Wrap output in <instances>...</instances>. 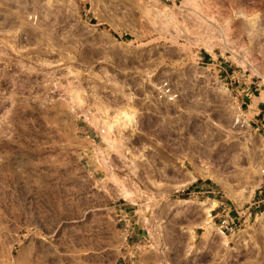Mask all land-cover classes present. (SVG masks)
<instances>
[{"label":"rangeland","instance_id":"1","mask_svg":"<svg viewBox=\"0 0 264 264\" xmlns=\"http://www.w3.org/2000/svg\"><path fill=\"white\" fill-rule=\"evenodd\" d=\"M263 119L264 0H0V264H264Z\"/></svg>","mask_w":264,"mask_h":264},{"label":"built area","instance_id":"2","mask_svg":"<svg viewBox=\"0 0 264 264\" xmlns=\"http://www.w3.org/2000/svg\"><path fill=\"white\" fill-rule=\"evenodd\" d=\"M168 84L163 85L160 89H163L161 91V98L163 99H169L170 101H174L175 99L171 100V98H169L170 95H173V91L169 92V90H171L172 88L168 87ZM164 90H166L167 92L165 93ZM179 97H176V99H178ZM262 128L264 129V119L263 122L261 123ZM100 135H105V129H100ZM183 192L185 191L182 190ZM198 194V193H197ZM216 209H214L212 212H214ZM220 229L222 231V233H224L225 235L227 234H233L236 232L237 230V224L236 221L234 220L233 217H231L229 214H227L226 216H224L223 221L221 222V226Z\"/></svg>","mask_w":264,"mask_h":264},{"label":"bare ground","instance_id":"3","mask_svg":"<svg viewBox=\"0 0 264 264\" xmlns=\"http://www.w3.org/2000/svg\"><path fill=\"white\" fill-rule=\"evenodd\" d=\"M227 12V11H226ZM229 12V11H228ZM239 23H240V21H239ZM239 25H241V26H245V23L244 22H241V24H239ZM240 27V26H239ZM241 29V28H240ZM243 29V28H242ZM169 87V86H168ZM217 92H218V94L219 95H224V94H226V92H227V90L224 88V87H220L218 90H217ZM221 97V96H220ZM127 113V112H126ZM125 113V115H126V117H128L129 119L132 117V115H129V114H126ZM124 114V113H123ZM215 180L217 181V183H219V184H221L222 186H226L227 184V182H225L224 180H222V179H220V178H215ZM184 186H183V184H180V185H177L176 186V190H179V189H182ZM226 188V187H225ZM229 190H231V188H228ZM243 192H245V190L243 191ZM247 192V191H246ZM249 193H250V191H249ZM238 200H241V197L238 199ZM181 203H187L186 201H183V202H181ZM259 220H264V212L262 213V215L259 217ZM222 232V231H221ZM224 234V233H223ZM225 235V234H224Z\"/></svg>","mask_w":264,"mask_h":264},{"label":"crops","instance_id":"4","mask_svg":"<svg viewBox=\"0 0 264 264\" xmlns=\"http://www.w3.org/2000/svg\"><path fill=\"white\" fill-rule=\"evenodd\" d=\"M187 179H189V177H188L187 172H186V173H183V176H182V177L175 178V180H174L172 183L165 184V186H168V185L174 184V183H176V182H178V181H185V180H187ZM196 179H197V178H196ZM192 182H193V181H192ZM203 182H205V181H203ZM162 186H164V185H162ZM159 188H160V187H159ZM211 188H212V186H211L210 184H204V185L201 187V189H202L205 193H213V192L211 191ZM204 192L198 191V193H204Z\"/></svg>","mask_w":264,"mask_h":264}]
</instances>
